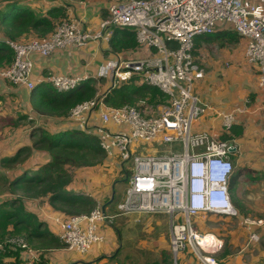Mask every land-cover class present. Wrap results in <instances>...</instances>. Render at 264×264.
<instances>
[{
    "label": "built area",
    "instance_id": "built-area-1",
    "mask_svg": "<svg viewBox=\"0 0 264 264\" xmlns=\"http://www.w3.org/2000/svg\"><path fill=\"white\" fill-rule=\"evenodd\" d=\"M116 28L134 31L138 47L148 50L141 56L129 52L111 59L101 71L109 88L78 103L60 120L95 136L104 156L121 164V176L128 187L115 215L96 203L88 214L55 218L58 236L69 249L85 254L104 240L99 225L110 223L116 215L165 214L170 225L171 264H179V255L185 252L201 264H220L216 257L222 248L220 237L199 230L194 221L207 214L236 215L228 191L234 172L229 153L234 146L221 136L195 132L192 126L209 110L221 121L223 135L231 130L237 112L202 102L195 85L204 78L205 70L192 50L200 35L233 30L242 41L246 61L257 67L264 101V0L112 1L96 29L65 19L46 37L6 38L14 57L9 66L0 69V76L11 86L30 90L43 84L59 93L74 90L91 77L47 73L32 80L31 55L47 56L91 41H109ZM133 80L155 86L166 95L168 102L159 114H145L147 104L139 108L105 101L110 90ZM165 143L174 146L161 148ZM246 222L257 224L249 219Z\"/></svg>",
    "mask_w": 264,
    "mask_h": 264
},
{
    "label": "crops",
    "instance_id": "crops-1",
    "mask_svg": "<svg viewBox=\"0 0 264 264\" xmlns=\"http://www.w3.org/2000/svg\"><path fill=\"white\" fill-rule=\"evenodd\" d=\"M11 1L31 9L36 16L50 17L56 25L65 19H75L85 28L96 29L106 14L108 4L117 0H0V42L8 36L5 31L6 24L1 22V15L8 10ZM227 30L234 32L231 29ZM31 36H35L33 31L23 32L18 39L23 40ZM112 36L109 41H91L84 47H70L63 52H53L47 56L32 54V80L47 73H62L68 76L89 75L90 82L96 87L100 82L103 83V79L107 83L108 79L101 75L106 63L118 55L134 52L136 56H141L148 50L137 46L134 49H123L119 53L113 52L110 48ZM195 48L196 58L203 64L205 70L204 78L195 85L196 93L202 102L209 105L208 107L236 109L237 112L231 130L226 133L234 146L229 153L234 172L228 183V191L236 215L204 216L224 217L227 221H223L224 227L220 232L212 230L222 241L221 250L224 256L217 259L220 264H264V109H262L264 101L258 87L257 67L246 61L239 37L236 42H225L224 46H220L218 40L207 42L198 36ZM32 90L26 86L12 87L0 76V116L15 120L20 114H26L29 120L33 119L38 125L32 130L17 129L10 132L2 127L5 135L0 142V158L10 156L21 145L31 146L42 130L55 134L76 129L73 125L62 122L61 117H44L34 112L30 105ZM192 128L195 132L205 131L216 138L221 136V121L209 110L193 123ZM48 161L47 152L33 149L26 161L15 170L9 171L10 176L18 175L25 169L37 170ZM120 169L119 161L105 156L94 164L72 168L70 170L72 181L68 185V190L76 195L90 196L104 208L106 204L116 206L119 203L116 197V184L120 179ZM3 171L7 173L6 170H0ZM109 198L114 201L111 203L108 201ZM25 204L31 213L44 222L46 228L57 235L54 219L59 217L66 220L71 216L52 206L46 197L27 199ZM247 219L257 224H250L246 222ZM118 228L111 222L100 224L98 231L104 240L95 244L85 254H80L67 246L48 250L43 254L37 250H22V264H35L42 256L47 260V264H122L123 261L120 263V260L124 236L121 228ZM134 233L136 232L127 231L129 235ZM252 234L256 235L255 239L252 238ZM162 249L169 251L168 245ZM221 250L216 257L222 255L219 254ZM179 264L201 263L185 252L179 255Z\"/></svg>",
    "mask_w": 264,
    "mask_h": 264
},
{
    "label": "trees",
    "instance_id": "trees-1",
    "mask_svg": "<svg viewBox=\"0 0 264 264\" xmlns=\"http://www.w3.org/2000/svg\"><path fill=\"white\" fill-rule=\"evenodd\" d=\"M1 18V22L6 24L7 38L13 40H20L18 36L21 33L30 31L38 36H47L56 25L50 17L36 16L31 9L22 7L13 1L9 3L8 10L1 15ZM237 36L238 34L227 29L217 31L212 35H200L207 42L218 40L220 46H224L225 42H236L239 37ZM110 46L112 50L134 49L138 46L135 32L127 28H116L110 40ZM192 53L193 55L197 54L195 46ZM13 57L14 53L11 48L4 40L0 42V69L9 66ZM43 85V87L42 85H40L41 87L36 86L34 88L36 90H32L30 105L34 112L44 117L66 116L75 105L93 98L97 92L96 86L90 81L63 93L55 91L49 84ZM165 97L166 95L159 88L147 84H136L133 80L110 90L105 101L113 106L128 104L134 106L133 104L141 98L146 99L145 104L147 105L158 102L165 103ZM142 107L144 105L139 108ZM28 118L29 116L27 117L26 114H20L15 120L0 116V133L3 131L2 127L16 128L24 119ZM229 138L230 136L226 133L220 137L221 140H229ZM33 149L47 152L49 161L37 170L25 169L18 175L11 176L7 186L12 195L6 194V192L0 194V264H22V250L7 243L12 236H23L36 248L43 249L42 254L47 253L48 250L66 247L64 241L57 234L46 228L44 222L27 209L25 200L46 197L52 206L67 215L88 214L96 205V201L92 197L76 195L68 190V185L72 181V175L68 170L96 163L98 160L94 162L92 155L94 159L97 156L100 159L104 157V152L99 147L95 136L87 135L78 129L55 134L42 130L31 146L21 145L10 156L1 157L0 167L15 170L28 159ZM7 177L5 171L0 172V178L5 184ZM14 193H17L18 196L13 197ZM108 201H112V198H109ZM198 221H194L197 228H199ZM36 248L35 250H37ZM223 256V254L218 255L217 258L220 259ZM163 260L162 263H169V258L163 257ZM35 264H47V260L42 256ZM157 264L160 262L158 261Z\"/></svg>",
    "mask_w": 264,
    "mask_h": 264
},
{
    "label": "rangeland",
    "instance_id": "rangeland-1",
    "mask_svg": "<svg viewBox=\"0 0 264 264\" xmlns=\"http://www.w3.org/2000/svg\"><path fill=\"white\" fill-rule=\"evenodd\" d=\"M209 35H212V34H209ZM35 37H41V36L35 35ZM112 51L119 53L121 50L113 49ZM194 56H196V53H194ZM102 82L103 83L100 82V85L96 87L97 92H98V89L100 92H103L109 88L110 82L107 81V83H105V79H103ZM166 102H168V99L165 97V103ZM145 103H146V99L141 98V100L140 99L137 100L133 105L141 107L142 105H145ZM165 103L158 102L155 104H148L146 108L144 109V112L147 115H157L159 114L161 107L165 105ZM4 110L5 109L3 108L2 111ZM34 127H38L36 121L31 122L28 119L26 120L24 119L19 125V127L17 128H13V129L6 128V127H3V128L4 130H7L10 132L12 130H17V129L32 130ZM4 135L5 133H3L2 131L0 133V142L2 141L1 139L4 137ZM38 137H39V134H38ZM145 146H149V145L146 144ZM171 146H174V144L165 143L161 148L168 149V148H172ZM92 159L95 162L96 160H99L100 157L97 156L94 159L92 155ZM12 169L13 168L9 169L8 167L7 168L0 167V170L7 171V176H8L6 180V184L4 181L2 182V179L0 178V194H2L3 192H6V194L12 195L9 191L10 189L7 186L8 180H10V177H11L9 171H11ZM119 178L121 180L119 179L116 184V197H117V200H119V202H122L125 197V190L128 187V183L127 181H122L123 177L121 176V174ZM17 196H18L17 193L13 194V197H17ZM105 206L109 209L108 211L110 212V214L115 215L118 213L117 206H114L113 204H110V205L106 204ZM207 218L202 217V216L196 218V220H199L197 223L199 227L198 229L202 231H212L214 229V231L220 232L222 228L224 227V222H223L225 221L224 217L212 216L211 218H208L210 220H208ZM110 222L114 227H117V228L120 227L122 236H124L123 244H122L123 248H122V253H121L122 257H121L120 263L121 261H123L122 264H157V262L159 261L161 264L162 261H164L163 257L169 258L168 264L172 263L170 253H168L169 251H167V249H162L164 246L167 247V245H169L170 225H169V219L167 215L165 214H152V215L151 214H142V215H137V214H129V215L123 214L122 215L120 214V215H116L115 217H113V219H111ZM126 225H128L129 228ZM129 230L135 231L136 233H134V235H129L127 234V231ZM7 243H10L15 248H19L25 251L35 250L36 248L35 245H33L32 243H29L28 240H26L23 236H12L9 238ZM36 249L37 251H40V252L44 251L41 248H39L40 250L38 248ZM222 253L223 252L221 250L219 254H222Z\"/></svg>",
    "mask_w": 264,
    "mask_h": 264
},
{
    "label": "bare ground",
    "instance_id": "bare-ground-1",
    "mask_svg": "<svg viewBox=\"0 0 264 264\" xmlns=\"http://www.w3.org/2000/svg\"><path fill=\"white\" fill-rule=\"evenodd\" d=\"M209 238V237H208Z\"/></svg>",
    "mask_w": 264,
    "mask_h": 264
}]
</instances>
